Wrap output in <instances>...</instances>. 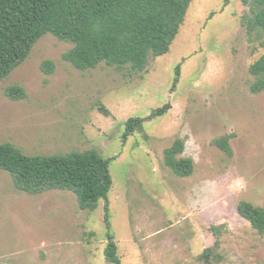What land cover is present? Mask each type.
<instances>
[{
    "label": "rangeland",
    "instance_id": "rangeland-1",
    "mask_svg": "<svg viewBox=\"0 0 264 264\" xmlns=\"http://www.w3.org/2000/svg\"><path fill=\"white\" fill-rule=\"evenodd\" d=\"M248 11L240 0H191L169 51L132 76L103 64L74 68L62 59L71 45L47 33L0 80V142L27 154L95 148L115 157L108 196L121 264H197L214 242L210 226L218 224L226 225V264H264V235L236 212L240 200L264 207V91H250L248 72L263 49L240 22ZM45 59L54 62L50 74L41 69ZM14 84L24 99L4 95ZM166 102L165 115L144 123L146 138L122 142L128 117ZM224 134H233L231 155L211 142ZM176 136L194 161L184 178L162 167V151ZM103 212L102 201L81 210L66 190L17 192L0 171V264H109Z\"/></svg>",
    "mask_w": 264,
    "mask_h": 264
},
{
    "label": "trees",
    "instance_id": "trees-1",
    "mask_svg": "<svg viewBox=\"0 0 264 264\" xmlns=\"http://www.w3.org/2000/svg\"><path fill=\"white\" fill-rule=\"evenodd\" d=\"M228 0H224L226 4ZM249 6L241 24L250 37L259 39L263 49L248 67L253 80L252 93L264 91V0H240ZM191 0H0V80L5 79L29 56L33 45L49 33L71 46L62 59L83 71L103 64L130 76L142 72L151 60L169 51L184 22ZM41 69L50 74L54 62L45 59ZM180 63L174 67L170 91L175 90ZM4 95L10 100L26 97L20 85H8ZM169 102L151 108L143 117H128L124 122L122 142L134 134L144 138V123L165 115ZM98 110L110 115L103 105ZM224 134L211 142L231 155ZM184 139L176 136L162 151V167L180 178L194 171V161L184 156ZM115 157L103 158L95 148L58 154H27L13 143L0 142V171L7 173L15 191L36 195L48 190L72 192L81 210L94 211L103 202L106 245L103 256L109 264H121L111 231L109 191L113 179L109 163ZM237 214L259 235H264V207L247 200L236 204ZM225 224L211 225L214 242L195 257L197 264H226L221 250Z\"/></svg>",
    "mask_w": 264,
    "mask_h": 264
}]
</instances>
